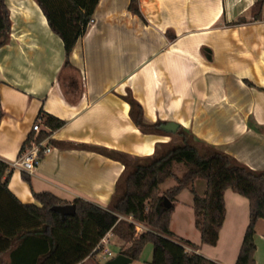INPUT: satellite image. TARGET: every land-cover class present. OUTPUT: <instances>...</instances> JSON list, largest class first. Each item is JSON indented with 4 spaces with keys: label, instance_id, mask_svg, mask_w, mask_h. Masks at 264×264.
<instances>
[{
    "label": "crops",
    "instance_id": "crops-1",
    "mask_svg": "<svg viewBox=\"0 0 264 264\" xmlns=\"http://www.w3.org/2000/svg\"><path fill=\"white\" fill-rule=\"evenodd\" d=\"M130 2L99 1L66 68L64 42L37 1L6 0L11 30L0 47V160L11 165L9 189L22 203H38L34 191H50L68 203L81 198L108 207L125 166L89 147L147 156L168 142L165 135L141 131L130 116L129 94L147 122L175 121L264 170V5L256 18L257 0H138L140 16ZM239 18L245 22L236 23ZM49 114L65 125L52 131L45 124ZM35 136L52 150L27 173L16 162ZM206 188L197 190L204 194ZM224 196L226 218L216 245L202 242L193 201L185 203L188 214L175 202L171 230L196 245L187 246L190 253L236 264L250 202L232 189ZM106 238L113 257L130 245L113 231ZM255 242L256 262L264 264V219ZM145 248L130 264H150L153 251L145 257ZM109 258L95 253L78 264Z\"/></svg>",
    "mask_w": 264,
    "mask_h": 264
},
{
    "label": "trees",
    "instance_id": "trees-1",
    "mask_svg": "<svg viewBox=\"0 0 264 264\" xmlns=\"http://www.w3.org/2000/svg\"><path fill=\"white\" fill-rule=\"evenodd\" d=\"M36 1L52 30L62 38L66 53L64 67H70L71 52L78 39L87 32L100 0ZM263 5L264 0H257L256 18H261ZM130 10L142 16L138 0H131ZM242 22H245L244 18L236 21ZM10 30V11L6 0H0V47L8 42ZM125 98L131 105L130 116L142 132L178 136L181 141L159 143L154 153L147 156L90 146L92 150L122 162L125 169L117 180L108 207L78 198L73 202L76 214L66 217L52 207L68 202L50 191H34L38 203H22L9 189L11 165L0 160V264H78L96 253L95 247L110 231L130 243L119 253L132 260H138L145 246L152 243L150 264H219L201 254L190 253L187 246L196 245L171 230L176 198L186 188L193 195L201 240L208 245L217 244L226 218L225 191L232 189L248 198L250 220L236 264H257L255 235L258 221L264 219V170L252 169L198 139L181 125L178 132L170 133L162 129L168 121L147 122L142 105L131 94ZM2 116L0 97V123ZM65 123L54 115H46L45 124L52 131ZM45 136L46 133L42 134L41 139ZM180 164L187 167L181 175L175 171V166ZM23 178L30 183L27 173H23ZM169 179H174L175 185L162 192L161 185ZM197 179L207 182L204 194L197 190ZM164 196L174 205L162 207L160 202ZM129 217L144 223L149 230L138 233Z\"/></svg>",
    "mask_w": 264,
    "mask_h": 264
},
{
    "label": "built area",
    "instance_id": "built-area-1",
    "mask_svg": "<svg viewBox=\"0 0 264 264\" xmlns=\"http://www.w3.org/2000/svg\"><path fill=\"white\" fill-rule=\"evenodd\" d=\"M41 126L39 122H35L33 125V131L39 133L41 131ZM52 150L45 140L38 139L37 136L33 137L28 146L24 149L20 160L16 162L25 172L32 173L38 164L40 163L42 157L49 153ZM130 221L133 222L136 226L137 232H143L145 226L141 222H137L130 217ZM108 239L106 236L97 244L94 249V252L103 254L104 257H113V252L109 250L106 246Z\"/></svg>",
    "mask_w": 264,
    "mask_h": 264
},
{
    "label": "rangeland",
    "instance_id": "rangeland-1",
    "mask_svg": "<svg viewBox=\"0 0 264 264\" xmlns=\"http://www.w3.org/2000/svg\"><path fill=\"white\" fill-rule=\"evenodd\" d=\"M167 136V135H165ZM168 137V141L172 140L174 143H179L181 141V138L178 137V136H167ZM161 148V146H159ZM187 170V167H185L183 164H180V165H176L175 166V171L178 173V174H183L185 171ZM176 181L174 179H169L167 180L165 183H163L161 185V191L164 192V190H166L167 188L175 185ZM195 184H196V187H198L200 190L204 187V185L207 186V182L206 180H203V179H197L195 181ZM193 201V195L190 191L189 188H186L184 189V191L182 193H180L177 198H176V202L178 203V207L181 209V208H184V211L185 213L188 214V211L190 213V210L188 208V205L185 204V203H190ZM128 220L130 221V217L128 218ZM144 224V223H143ZM145 226V229L144 231H147L149 230V228L144 224ZM141 233V232H139ZM145 251H144V256L146 257L147 253H150L151 254V251H153V245L152 243H149L147 246H145ZM112 258V257H110ZM109 258V259H110Z\"/></svg>",
    "mask_w": 264,
    "mask_h": 264
},
{
    "label": "water",
    "instance_id": "water-1",
    "mask_svg": "<svg viewBox=\"0 0 264 264\" xmlns=\"http://www.w3.org/2000/svg\"><path fill=\"white\" fill-rule=\"evenodd\" d=\"M180 124L175 121H168L162 125V129L170 133L178 132ZM160 205L164 208H170L174 203L167 197H163ZM52 209L61 214L62 217L74 216L76 214V205L74 203H66L63 205L53 206ZM132 259L124 254H117L116 256L109 259L106 264H130Z\"/></svg>",
    "mask_w": 264,
    "mask_h": 264
}]
</instances>
